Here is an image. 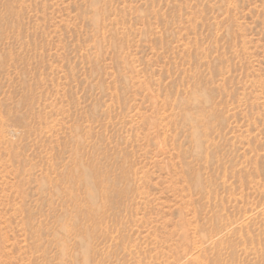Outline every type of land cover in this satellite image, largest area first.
I'll return each instance as SVG.
<instances>
[{
  "label": "rangeland",
  "instance_id": "obj_1",
  "mask_svg": "<svg viewBox=\"0 0 264 264\" xmlns=\"http://www.w3.org/2000/svg\"><path fill=\"white\" fill-rule=\"evenodd\" d=\"M0 264H264V0H0Z\"/></svg>",
  "mask_w": 264,
  "mask_h": 264
}]
</instances>
